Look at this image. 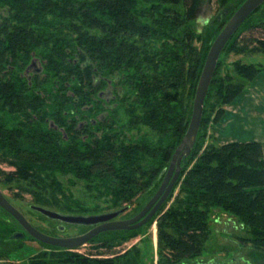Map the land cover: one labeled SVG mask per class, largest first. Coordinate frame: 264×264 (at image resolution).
Wrapping results in <instances>:
<instances>
[{
    "label": "trees",
    "instance_id": "16d2710c",
    "mask_svg": "<svg viewBox=\"0 0 264 264\" xmlns=\"http://www.w3.org/2000/svg\"><path fill=\"white\" fill-rule=\"evenodd\" d=\"M149 1L169 5L154 18L162 23L155 33L140 17L155 15L135 12L138 3L131 0L124 7L117 0H0V159L15 169L10 177L3 174L2 181L7 186L15 181L29 191L35 205L79 215L80 210L62 205L70 204L71 196L68 203L57 198L60 179L70 176L84 182L89 195L109 197L115 211L129 209L138 193L152 194L164 178L191 120V104L185 109L183 100H194L207 53L192 46L188 29L180 39L172 36L196 20L202 0ZM238 31L227 46L233 44L242 54L264 53L263 39L239 40ZM33 61L41 70L28 76ZM218 68L219 61L205 104L215 89L222 106L231 104L261 72L253 64L237 63L238 80L234 75L217 79ZM109 87L114 98L106 101L102 93ZM119 108L125 110L129 130L145 126L159 141L128 140L116 119ZM178 187L171 206L158 214V264L199 257L210 234L211 211L236 218L247 231L241 241L264 264V156L259 143L213 145L203 152L195 144L174 191ZM26 237L0 240L8 246ZM41 244L52 254L34 255L23 264H121ZM110 244L104 241L97 249ZM3 253L10 257L16 250Z\"/></svg>",
    "mask_w": 264,
    "mask_h": 264
},
{
    "label": "rangeland",
    "instance_id": "374dc122",
    "mask_svg": "<svg viewBox=\"0 0 264 264\" xmlns=\"http://www.w3.org/2000/svg\"><path fill=\"white\" fill-rule=\"evenodd\" d=\"M245 1L246 0H202L200 12L196 20L176 28L175 32H172V36L176 39H180L184 32H186V29H188L194 39L192 46L196 51L198 50L200 53L206 55L216 36ZM125 2H127V0H117L116 5L124 7ZM132 2H134V4L138 3L136 8L139 10L137 11L135 9V12L140 13L145 11V15L151 13L155 15L153 18L144 15L140 16L143 22L147 23L148 29L155 33L157 31L156 29L162 26V23L158 22V19L154 20V18H158L160 12H163L165 8H169V5L166 3L164 5H162V3L154 5L151 4L154 2L149 0H131V3ZM177 8L182 13V8ZM166 21H168V19H166ZM258 25H264V5L256 10L238 31L237 36L239 40H241V38H244L248 42L253 39L264 40V29L259 28L255 30L254 28L253 30L252 28L251 32L249 31L251 28L248 29L249 27H256ZM159 46L160 45H158V47ZM234 47L233 44L228 45L222 52L219 60L217 79H224L227 75H234L235 79L238 80L239 77L234 72L237 63L253 64L259 67L261 72L253 81L246 82L247 86L241 92L238 99L229 105L222 106L216 89L212 91V94L209 95L205 104L203 120L196 141V148L203 152L207 147L213 145L222 146L234 142H248L254 140L261 145L264 156V53L247 52L242 54L235 50ZM35 65L32 73H37L41 70V66L38 62H36ZM113 90V87H109V89L107 88L102 93L106 101H110L114 98L112 93ZM190 98L189 96L183 100L185 109H189L190 104L193 108L194 100ZM116 114V119L119 121L120 125V131L122 130L126 134L128 140L139 143L144 141L148 143H157L159 141L158 136L145 126H141L140 131L129 130L127 127L128 117L124 109L119 108ZM165 138H167L165 139V145H168L170 142V135H167ZM152 162V160H149L146 162V165L150 166ZM14 172L15 169L13 167H10L6 162L0 159L1 177L3 174L10 177ZM60 181L62 182V190L57 193L58 200H61L63 203H68L69 197L71 196L69 200L70 204L62 205L80 210V212H76L79 215L89 216L115 211L112 207L110 208L112 201L109 197L104 196L96 198L94 195H89V190L85 187L86 184L84 182L75 181V179L70 176L64 177L60 179ZM162 181L163 179L161 183ZM8 184V197L15 201L13 206L20 210L26 219L40 231L62 238L75 237L87 232L88 229L85 227L64 225L60 222L46 219L39 213L34 212L30 209L31 205L36 204L33 195L25 189L22 190L18 188L15 181L8 182ZM160 185L155 188L152 194L148 191L138 193L132 205L129 206L130 208L127 213L123 214L120 220L130 219L136 216L154 196ZM178 193L179 187L174 191L173 198L170 201L168 199L160 211L163 208H165L166 211L171 206ZM62 194H64L66 198L63 197ZM138 205L141 207L139 210L134 211ZM83 209L85 211H82ZM160 211L156 214L153 224H148L135 233L127 232L116 236L104 233L100 235L101 237L98 236L93 242H89L87 245L71 251L87 255L93 254L99 258H112L116 260L117 263L121 264H158L161 259L159 255L157 228V221L159 219L158 214ZM62 213L65 214L67 212ZM9 218L10 224L6 235L2 232L4 225L0 222V237L4 239H9V236H11L14 231L22 230L15 220L13 221L10 216ZM208 220L210 234L205 243L203 253L197 258L186 261L184 264H258V260L261 256L249 243L241 241V239L247 237V231L240 225L236 218L222 211H211ZM59 226H64V230L59 231L57 229ZM104 241H110V246L97 249ZM4 244H2V240H0V258L2 257V259H0V264H23L34 255H39L41 253L51 255L53 252L51 248L42 245L30 236H27L26 240L22 242H14L8 246ZM13 250H16L14 255L5 257L6 254L3 252Z\"/></svg>",
    "mask_w": 264,
    "mask_h": 264
},
{
    "label": "water",
    "instance_id": "95a60500",
    "mask_svg": "<svg viewBox=\"0 0 264 264\" xmlns=\"http://www.w3.org/2000/svg\"><path fill=\"white\" fill-rule=\"evenodd\" d=\"M262 5H264V0H246L232 15L212 43L196 89L191 120L187 132L174 152L169 167L162 173L164 178L160 187L136 216L125 220L119 219L128 211V207L104 214L84 216L66 215L42 206L31 205V210L39 213L46 219L57 221L64 225H76L90 228L87 232L79 236L68 238L55 237L34 227L23 213L13 206V204L9 203L0 192V206L18 222L23 230L12 234L10 239L21 240L24 239L26 235H29L40 243L71 251L87 245L100 234L116 231H133L146 226L156 216L173 193L181 176L182 163L191 155L196 144L202 123L205 100L223 50L244 22ZM61 230H64V226L61 227Z\"/></svg>",
    "mask_w": 264,
    "mask_h": 264
},
{
    "label": "flooded vegetation",
    "instance_id": "af4514ba",
    "mask_svg": "<svg viewBox=\"0 0 264 264\" xmlns=\"http://www.w3.org/2000/svg\"><path fill=\"white\" fill-rule=\"evenodd\" d=\"M35 63H36V61H33L32 63H31V65L28 67V70H27V72H26V74L29 76V74L30 73H32V71H33V67L34 66H36L35 65ZM30 78V77H29ZM1 177V176H0ZM5 178L3 177V175H2V177L0 178V192H1V194H2V196L4 197V198H6L8 201H9V203H11V204H15V201H13V200H11L9 197H8V193H7V190L9 189V187L7 186V185H5V183H3V181L2 180H4ZM19 203V202H18ZM9 214H8V212L7 211H5L1 206H0V222L4 225V229H3V233H5V234H7L8 233V226H9V224H10V218H9ZM11 217V216H10ZM12 218V217H11ZM13 220H14V218H12ZM120 219V218H119ZM125 220V219H124ZM17 222V221H16ZM18 223V222H17ZM59 231H62L61 230V226H59L58 228H57ZM88 230L90 229V228H87ZM87 230V231H88ZM20 231H23V230H20ZM15 232H19V231H14L12 234H14ZM49 235V234H48ZM27 236V235H26ZM51 236H55V235H51ZM55 237H57V236H55Z\"/></svg>",
    "mask_w": 264,
    "mask_h": 264
}]
</instances>
